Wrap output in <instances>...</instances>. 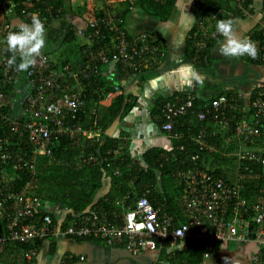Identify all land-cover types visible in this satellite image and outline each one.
<instances>
[{
    "label": "built area",
    "instance_id": "obj_1",
    "mask_svg": "<svg viewBox=\"0 0 264 264\" xmlns=\"http://www.w3.org/2000/svg\"><path fill=\"white\" fill-rule=\"evenodd\" d=\"M73 1L67 0L64 7L55 9L54 14L51 0H41V5L34 8H28L20 0H0V117L8 119L11 131L8 135H0V244L8 239L32 244L44 237L97 236L108 244H120L132 253H138L154 249L158 240L199 241L209 250L219 241H250L255 245L252 264H264V200L249 199L242 193L244 182L239 178L226 179L224 171L197 165L177 171L183 184L182 200L188 216L179 223L161 205L154 203L145 190L129 206H125L129 197L126 193L115 200V206L122 204L121 209L93 205L63 225L61 220L54 221L42 197L30 191L29 178L19 189L15 188L17 180L22 178L20 172L32 175L36 157L50 155L60 136L66 135L75 141L80 133L99 135L101 129L95 125L89 129L82 127L76 113L83 103L81 88L75 91L71 80L78 81L80 74L86 76L99 61L114 60L122 69L130 71L148 66L164 54L154 34L147 31L129 34L123 25L124 17L109 8H104L83 27L70 26ZM125 1L134 4L138 0ZM236 1L241 13L249 12L252 4ZM33 13H38L45 24L49 16L53 20L62 19L64 26H70L76 34L84 36L88 40L83 48L86 59L83 68L76 71L70 62L56 65L42 53L35 65L26 71L28 90L22 95L20 112H13L11 116L4 108L11 105L9 87L17 84L21 72L8 66L11 53L6 51L4 40L9 31L16 30V24L30 22ZM261 27L264 29V21ZM194 35L196 50H202L207 41L206 32L197 30ZM101 38L105 40L101 41ZM257 56L264 60L263 47ZM79 84L82 86L81 80ZM116 89L118 85H112L105 95L112 96ZM176 96L175 101L164 104L162 128L173 137H181L183 132L174 129L175 122L188 112L194 96L190 90ZM241 101L242 96L237 92L211 97L196 113L200 121L206 122L188 136L197 146L213 149L214 144L209 139L217 132L207 129L209 123L230 127V120L234 119L226 140L235 138L238 141V147L233 151L237 161L234 173L238 174L241 167L253 169L256 164L264 174V88L253 92L249 105L244 106ZM24 132L33 145L31 150L13 145L14 134L21 136ZM179 148L184 149V145L179 144ZM197 156V153L190 155L191 159ZM87 158L94 160L96 155L89 154ZM23 252L31 258L37 249L32 246Z\"/></svg>",
    "mask_w": 264,
    "mask_h": 264
},
{
    "label": "crops",
    "instance_id": "obj_2",
    "mask_svg": "<svg viewBox=\"0 0 264 264\" xmlns=\"http://www.w3.org/2000/svg\"><path fill=\"white\" fill-rule=\"evenodd\" d=\"M172 1L170 11L166 17H159L149 13L138 1L134 4H129L125 0H74L72 2L73 5H70L72 27L85 26L88 20L101 14L104 8L112 9L118 13H122V11L127 9L123 13V25L126 31L129 34L141 31L154 34L161 49L164 51V54L160 57L158 56L156 61L148 66H142L138 70H124L119 62L110 60L101 63L99 70L96 71L97 81L118 85V89L114 90L112 96L107 97L104 93L98 103L104 108L109 105L114 97L121 95L123 96L122 102L124 104L120 107L119 114L114 116L103 132L119 139L121 147L128 155L130 161L145 168L147 163L144 160L143 153L146 150L152 148L169 150L172 148L173 141L176 138L162 128V111L166 101H175L177 94L185 95V90H190L194 99L199 98L201 100H208L219 93L230 94L237 92L242 96V105L247 106L252 99L253 92L256 89L264 88V61H257V59L262 60L258 56L253 59L246 55L242 57H224L220 55L218 52V41L222 40L223 37L215 31L217 19L232 18L236 22L235 28L238 33L241 36L251 38L259 52L262 47L264 48V37H256L253 32L257 31L258 34L261 33L264 36V29L261 27V23L264 21V0H253L252 11L249 10L245 14L233 15V12L223 14L220 9L217 12H212L213 10L209 11L208 9L198 18L196 13H199L200 8L196 0H191V2L190 0ZM61 20L56 18L51 21L50 25L62 28ZM193 25H196V31L203 29L208 40L213 38L207 55L204 52L205 48H203L199 51L196 50L198 54L195 53L192 57L188 56L187 39L189 36L191 37L190 34L188 36V33ZM75 35L74 40L62 43L61 47L58 46L59 51L55 53L54 50L53 56L49 52L47 54L44 49L42 53H45L53 62L55 58L60 61L63 57H68V62L71 63L72 68L80 71L86 59L83 52L84 44L88 40L84 36L76 33ZM194 36L193 34V39ZM201 53L205 57L202 62H200ZM82 57L84 59L81 64ZM79 81L80 78L75 82L77 83L75 91H78L81 87ZM73 84H71L72 88L74 87ZM104 87V85L98 86L96 84L94 89ZM23 93L18 86L12 91L11 108L15 113L20 112L23 104ZM163 99L164 103L161 106L158 102L163 101ZM15 105L18 106L16 107ZM192 109L191 107L190 110ZM227 127L229 126L220 127V123H214V127L208 126L207 129L215 130L217 133H226ZM101 131L102 129L98 136L95 135L96 138L101 136ZM190 133H194V131L191 129ZM227 137L228 135L224 138L225 142H227ZM214 138L209 139V142L214 144L213 149L197 146L198 150L207 152L218 150L217 142L213 141ZM190 139L193 140L192 138ZM193 141L196 144L195 140ZM177 147L181 149L179 144ZM118 152L119 147L114 150V153ZM221 153L223 155L228 154L225 151ZM167 157V155H163L162 158L166 159ZM192 166L178 170H186ZM177 171L175 172L176 175ZM221 171H224V177L227 179L225 175V173H228L227 167L218 170V172ZM115 172H118V170L116 169ZM132 181L133 179L130 182ZM104 183L109 185V178H106ZM159 184V181L155 184L146 183L144 189L148 191L146 194L151 193L152 188L158 190L160 188ZM107 189L108 187L104 186L98 191L93 201H97L99 196ZM134 190L135 188L127 190L126 193H130V191L133 193ZM120 198L121 196L118 199ZM150 199L153 201V197H150ZM157 204L163 207V203ZM181 204L186 216L185 219H187L182 192ZM115 207L121 209L122 204H118ZM163 209L165 208L163 207ZM59 218L61 219V215H59ZM173 219L176 223L182 221L174 217ZM56 240L57 247L54 253H49L46 245H42L37 250L34 255L36 264H183V262L187 261L185 257L187 254L185 248L187 240L185 239L174 241L158 240V244L154 249H144L138 253H132L120 244H108L97 236H85V238L81 239L59 237ZM13 241L17 242L10 239L2 242L0 244V253L5 250L9 242L12 243ZM212 248V250H209L205 246L206 251L201 255V260L198 264H252L251 255L255 245L250 241H219ZM6 256L7 259H12L13 252H7ZM0 264L3 263L0 262Z\"/></svg>",
    "mask_w": 264,
    "mask_h": 264
},
{
    "label": "trees",
    "instance_id": "obj_3",
    "mask_svg": "<svg viewBox=\"0 0 264 264\" xmlns=\"http://www.w3.org/2000/svg\"><path fill=\"white\" fill-rule=\"evenodd\" d=\"M22 4L25 2V6L28 8H34L41 5V0H20ZM67 0H51L55 9L59 6L64 7ZM172 0H163L162 2L154 0H138V3L144 6V9L151 14H155L159 17H166L170 11ZM253 0H244V4H252ZM199 13H196L197 18L202 16L206 10H213L217 12L222 10L223 14L226 12H233V15L242 14L240 9L236 6V0H196ZM212 8V9H211ZM252 11V6L249 8ZM125 9L120 12L124 16ZM53 20L49 16L47 23L46 38L51 39L59 36L61 42L72 41L75 39V33L70 26H64V20L62 22V28L51 26L50 23ZM196 25L190 29L187 39V52L188 56L192 57L196 52L194 45L195 39L193 34L195 33ZM256 37H264L261 33L258 34L254 31ZM262 39V38H261ZM105 38H101V41ZM213 42V38L208 40L207 45L204 47L205 54L209 50ZM83 46V45H82ZM48 54V52H46ZM204 54V53H203ZM205 57L200 56V62ZM81 58V64L83 61ZM68 57H63L60 61H54L56 65L65 63L68 61ZM52 61V60H51ZM257 61H264L258 60ZM53 62V61H52ZM104 62H97L95 67L86 75H79L82 86L81 97L83 103L76 111L78 118L81 120V125L84 129L98 126L102 129L101 136L96 138L95 135L87 136L80 133L79 139L73 141L68 136L62 135L56 139L52 153L50 155H38L35 161V171L32 175H28L25 172H20L22 178L17 180L15 188L19 189L24 180L29 178V189L31 192L40 195L45 203L46 210L50 212L54 221L61 220V223L66 224L70 221L74 215L87 210L93 205H103L106 208L115 206V200L120 196L126 194L127 190L135 188L134 192L128 193L130 200L127 205L129 206L137 195L142 194L145 190V184H155L160 182V188L156 190L151 189V193L147 195L153 197V202L163 203V207L171 214L175 219L184 220L186 218L181 204V192H182V180L175 174V172L187 166L198 165L207 167L208 169H214L218 171L221 168L227 167L225 173L227 179L239 178L245 184L242 189V193L251 200H264V174L259 165L253 164V169L239 168L238 174L234 173L237 165L235 154L233 151L238 147V141L235 138H231L228 142L224 141L226 135L231 134L234 119L230 120V127H227L226 133H217L213 141L217 142L218 150L212 152L198 150L197 145L190 139L188 134L191 129L196 133L200 125L206 121H200L197 116V110L203 105V102L208 100H201L195 98L192 104V110H188L187 114H183L178 117L175 122L174 129L183 132L181 137H176L173 141L172 148L166 149H148L143 153L146 168L131 162L126 152L122 149L119 139L111 137L105 134L103 131L110 121L119 114L123 102V96L118 95L114 97L109 105L101 106L98 101L104 95V93L111 88L112 85L97 81L98 77L96 71L99 70V65ZM78 68V67H76ZM26 72H21L19 79L26 80ZM96 82V83H94ZM73 88H76L75 80H71ZM96 84L98 86L104 85V88L94 89ZM98 88V87H96ZM11 91L15 89V85L9 87ZM102 90V91H100ZM14 93V92H13ZM102 93V94H101ZM163 101L158 102L162 106ZM157 104V105H158ZM16 107L18 105H15ZM12 105H7L4 111L13 116L14 110ZM20 107V106H19ZM7 118L0 117V135H8L11 133L10 126L8 125ZM209 126H213L210 122ZM189 130V133H188ZM13 145L22 148V150H31L33 145L27 140L25 132L18 136V133L14 134ZM178 144H183L184 149H178ZM119 147V152L114 153V150ZM225 151L228 154L223 155L221 152ZM189 152V153H188ZM187 153V154H186ZM197 153L196 159H191L190 154ZM89 154L96 155L95 161L89 160L87 156ZM167 155L166 159H163V155ZM10 169V168H8ZM118 172H115V170ZM232 172V173H230ZM109 178L110 184L105 185L104 180ZM133 179L132 182H130ZM104 186L108 189L105 191L97 201H93L95 195ZM134 197V198H133ZM61 215V219L59 218ZM85 237H77L81 239ZM42 245L48 247L49 253H54L57 247V240L53 237H44L36 239L32 244L12 242L8 243L3 252L0 253V262L3 264H36L34 256L27 258L23 251L29 247L34 246L39 250ZM187 254L185 255L187 261L183 264H198L201 260V255L206 251L205 245L193 240H187L185 244ZM13 252L12 259H7V252ZM8 260V261H7Z\"/></svg>",
    "mask_w": 264,
    "mask_h": 264
},
{
    "label": "clouds",
    "instance_id": "obj_4",
    "mask_svg": "<svg viewBox=\"0 0 264 264\" xmlns=\"http://www.w3.org/2000/svg\"><path fill=\"white\" fill-rule=\"evenodd\" d=\"M191 2V0H190ZM232 18L217 19L215 31L222 40L218 41V52L224 57L248 56L253 59L258 49L253 40L241 36L235 28ZM14 31H9L5 37L6 51L11 53L7 60L10 68L17 72H26L35 65L36 59L41 56L46 43L45 22L38 13H33L30 22H19Z\"/></svg>",
    "mask_w": 264,
    "mask_h": 264
},
{
    "label": "rangeland",
    "instance_id": "obj_5",
    "mask_svg": "<svg viewBox=\"0 0 264 264\" xmlns=\"http://www.w3.org/2000/svg\"><path fill=\"white\" fill-rule=\"evenodd\" d=\"M73 5V4H72ZM79 37V36H78ZM58 46H62V42H61V38L59 36L51 38L50 40L46 38V43H45V48L44 50H46V52H49L50 54H52L55 50V53L59 51V49L57 48ZM54 54V53H53ZM52 54V56H53ZM55 56V55H54ZM53 59V58H51ZM54 61H58L57 58L53 59ZM19 87L22 89L23 92L28 90V85L26 80L24 79H20L17 84L15 85V87Z\"/></svg>",
    "mask_w": 264,
    "mask_h": 264
}]
</instances>
